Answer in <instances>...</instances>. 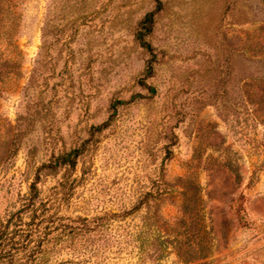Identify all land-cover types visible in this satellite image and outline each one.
Listing matches in <instances>:
<instances>
[{
  "label": "rangeland",
  "instance_id": "1",
  "mask_svg": "<svg viewBox=\"0 0 264 264\" xmlns=\"http://www.w3.org/2000/svg\"><path fill=\"white\" fill-rule=\"evenodd\" d=\"M0 264H264V0H0Z\"/></svg>",
  "mask_w": 264,
  "mask_h": 264
},
{
  "label": "trees",
  "instance_id": "2",
  "mask_svg": "<svg viewBox=\"0 0 264 264\" xmlns=\"http://www.w3.org/2000/svg\"><path fill=\"white\" fill-rule=\"evenodd\" d=\"M146 20L151 22L153 20V13H148L146 16ZM144 34L145 33H143V31H141L138 35V38L144 47L150 49L151 45L148 41H146ZM71 154H72V152H64V153L60 154L58 157V161H57L58 164L67 165V166L74 165L75 160L71 158Z\"/></svg>",
  "mask_w": 264,
  "mask_h": 264
}]
</instances>
